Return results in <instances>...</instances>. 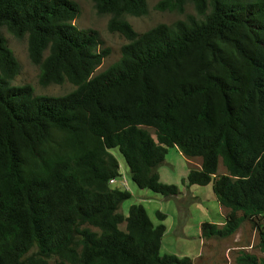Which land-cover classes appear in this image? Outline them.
Instances as JSON below:
<instances>
[{
	"label": "trees",
	"instance_id": "16d2710c",
	"mask_svg": "<svg viewBox=\"0 0 264 264\" xmlns=\"http://www.w3.org/2000/svg\"><path fill=\"white\" fill-rule=\"evenodd\" d=\"M93 3L110 15L108 31L128 41L98 75L109 51L73 23L76 2L0 0V264L42 263L26 256L33 248L61 264H190L160 255L166 228L141 205L120 212L131 194L109 183L121 177L112 149L135 186L166 199L180 194L160 181L167 149L199 158L182 183H212L229 210L221 228L202 223L201 237H228L259 217L264 252V0H161L157 10L181 13L190 3L196 16L142 34L125 17L146 15V0ZM1 29L26 36L40 86L74 90L35 96L12 85L19 64ZM219 161L227 175L216 177ZM236 263L264 260L242 253Z\"/></svg>",
	"mask_w": 264,
	"mask_h": 264
},
{
	"label": "rangeland",
	"instance_id": "374dc122",
	"mask_svg": "<svg viewBox=\"0 0 264 264\" xmlns=\"http://www.w3.org/2000/svg\"><path fill=\"white\" fill-rule=\"evenodd\" d=\"M80 9L79 16L73 23L83 30L91 29L97 32L102 42L100 49H108L107 56L102 64L96 69L94 75L108 69L121 58V48L128 43L118 33H111L107 29L110 15L97 14L93 0H73ZM161 0H146L147 13L141 17L126 16L125 19L131 24L136 33L142 34L151 28L165 24L173 25L179 20H185L187 16H196L192 4L187 3L183 12L160 11L156 5ZM1 34L12 51L19 64V72L12 81L15 86H30L35 96L46 95L52 97L64 96L74 90V86L68 82L61 85H49L42 87L38 84L39 68L33 65L27 55V38H14L5 29ZM146 129L155 139L154 131ZM111 153L119 163L121 177L111 185L112 188L127 189L131 194L130 199L124 201L120 212L126 216L131 205H141L147 212L154 226L163 224L166 231L162 237L160 255H175L178 258L187 257L190 264H237L236 259L242 253L253 255L258 261L264 260V252L259 247L260 230L263 221L259 217L244 218L236 231L225 238H202L200 225L204 222L216 224L221 228L225 223L228 209L222 207L215 199L212 183L207 186L186 187L182 181L190 168H198L201 160L199 158L187 159L180 151L171 147L167 149L163 164L158 169L160 181L164 184L176 185L180 194L172 199H166L160 194L147 189H140L131 180L129 169L117 149ZM227 175L221 161L218 163L216 177ZM122 178L127 182V188H122ZM164 214L166 218L161 221L156 213ZM238 216L243 213L238 211ZM120 230H125V224H120ZM26 256L33 259H42L37 264H61L54 256L44 258L33 248Z\"/></svg>",
	"mask_w": 264,
	"mask_h": 264
},
{
	"label": "built area",
	"instance_id": "2783aa9c",
	"mask_svg": "<svg viewBox=\"0 0 264 264\" xmlns=\"http://www.w3.org/2000/svg\"><path fill=\"white\" fill-rule=\"evenodd\" d=\"M116 182V179H112L109 181V183L112 185ZM120 185L122 186V188H127V182L122 178V181H120ZM127 190V189H124Z\"/></svg>",
	"mask_w": 264,
	"mask_h": 264
},
{
	"label": "crops",
	"instance_id": "0c3cea01",
	"mask_svg": "<svg viewBox=\"0 0 264 264\" xmlns=\"http://www.w3.org/2000/svg\"><path fill=\"white\" fill-rule=\"evenodd\" d=\"M189 171V170H188Z\"/></svg>",
	"mask_w": 264,
	"mask_h": 264
}]
</instances>
